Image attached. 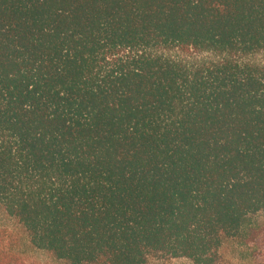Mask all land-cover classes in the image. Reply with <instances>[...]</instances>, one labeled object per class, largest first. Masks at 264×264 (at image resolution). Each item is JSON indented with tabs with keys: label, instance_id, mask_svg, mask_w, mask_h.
Returning <instances> with one entry per match:
<instances>
[{
	"label": "trees",
	"instance_id": "obj_1",
	"mask_svg": "<svg viewBox=\"0 0 264 264\" xmlns=\"http://www.w3.org/2000/svg\"><path fill=\"white\" fill-rule=\"evenodd\" d=\"M0 210L65 264H264V0H0Z\"/></svg>",
	"mask_w": 264,
	"mask_h": 264
},
{
	"label": "rangeland",
	"instance_id": "obj_2",
	"mask_svg": "<svg viewBox=\"0 0 264 264\" xmlns=\"http://www.w3.org/2000/svg\"><path fill=\"white\" fill-rule=\"evenodd\" d=\"M264 219V216L260 217ZM11 230L13 234L7 233ZM0 233L9 241V245L14 247L13 253L16 254L10 264H65L57 261L45 252L33 250L23 237L14 221L8 218L0 210ZM6 241V240H5ZM152 261V260H151ZM158 264H192L185 258H160L154 260ZM153 262V261H152ZM217 264H254L251 252L243 246V239L226 240L219 249Z\"/></svg>",
	"mask_w": 264,
	"mask_h": 264
}]
</instances>
